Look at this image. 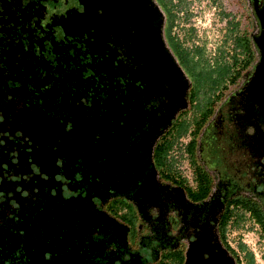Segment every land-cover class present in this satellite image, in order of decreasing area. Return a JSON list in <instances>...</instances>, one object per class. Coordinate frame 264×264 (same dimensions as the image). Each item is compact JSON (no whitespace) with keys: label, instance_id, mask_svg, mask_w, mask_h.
<instances>
[{"label":"flooded vegetation","instance_id":"obj_1","mask_svg":"<svg viewBox=\"0 0 264 264\" xmlns=\"http://www.w3.org/2000/svg\"><path fill=\"white\" fill-rule=\"evenodd\" d=\"M155 2L178 74L145 67L143 45L84 14L80 0H0V264L257 261L244 240H228L220 218L232 197L251 198L264 214V115L243 92L260 56L264 0L205 3L222 29L208 60L219 59L229 21L241 45L231 77L246 29L257 57L215 101L191 96L169 43L192 61L206 47L196 0ZM203 152L224 173L214 185L200 169ZM128 213L138 230L124 222ZM143 228L158 239L151 263L131 246Z\"/></svg>","mask_w":264,"mask_h":264},{"label":"water","instance_id":"obj_2","mask_svg":"<svg viewBox=\"0 0 264 264\" xmlns=\"http://www.w3.org/2000/svg\"><path fill=\"white\" fill-rule=\"evenodd\" d=\"M80 1L84 6V14L99 18L103 20L105 25L111 28L114 27L128 44H132L128 40V37L132 35L131 38L135 42L138 41L140 45H143L144 49L142 51H145L144 57L146 58L145 67L148 66L154 69L160 63L161 68L164 70L172 67L175 73L178 74L179 68L162 39V15L155 0ZM92 2L94 3L92 4ZM255 41L260 50V56L243 92L264 115V20L262 21L261 35ZM162 56H164V61L161 60ZM191 260L190 255H188L185 264H194L190 262ZM205 264L234 263L231 260L221 258Z\"/></svg>","mask_w":264,"mask_h":264},{"label":"trees","instance_id":"obj_3","mask_svg":"<svg viewBox=\"0 0 264 264\" xmlns=\"http://www.w3.org/2000/svg\"><path fill=\"white\" fill-rule=\"evenodd\" d=\"M174 15L175 13L173 12L172 16ZM237 27L238 25L236 22L229 21L227 37L223 40V44L220 45L222 47L220 48L219 59H217L219 64L218 70L215 68V66L213 67L214 64L208 60L209 57H207L208 54H206L207 49L203 44L201 47L198 46L199 48L195 52V55L198 58L196 61H192L194 53L190 52V50L188 51L183 49L177 41H173L171 38H169V43L172 46V49L176 52V54L179 53L181 55L180 58L185 61L186 66H189V68L194 71L196 86L193 87L192 82L191 91V96L194 98H212L214 101L219 99L224 93L229 91L231 86H234V84L238 82L234 81L241 73V70L246 72L256 60L257 57L253 52L254 46L252 41L248 38V30L246 29L243 41V64L242 67L234 73V78L231 77L234 72L231 71V67H233V65H235V61L238 60L237 58L239 57L237 53L238 49L241 48L239 43L240 39L237 37ZM230 50L233 52L230 53ZM199 56H202L205 59L204 65H202L199 61ZM207 65H209V67H206ZM197 78H199V80H197ZM226 83H228V87H226ZM220 85L222 87H217ZM220 90H223V92H220ZM215 105V103L212 104L211 111L206 114L205 118L209 117L213 113ZM197 129L199 131V125L197 126ZM197 129L195 131H197ZM246 217H249L260 228V236H262V239L264 240V214L262 213L260 205L251 198L232 197L226 201L225 209L220 218V224L224 226V229L227 226L238 227L244 224ZM249 264H254L253 254H249Z\"/></svg>","mask_w":264,"mask_h":264},{"label":"rangeland","instance_id":"obj_4","mask_svg":"<svg viewBox=\"0 0 264 264\" xmlns=\"http://www.w3.org/2000/svg\"><path fill=\"white\" fill-rule=\"evenodd\" d=\"M207 2L208 0H196L194 5L197 15L195 23L197 25L198 34L201 37V41L206 43V48L209 51L212 48H214L216 45L220 44L222 29L220 28L221 20H219V16L217 12L214 10L213 7L205 5V3L207 4ZM177 54L180 58L181 55L179 53ZM199 57H200L199 61L201 62L202 65H204L205 64L204 58L202 56ZM211 63L214 64L213 67L215 66V68L218 70L219 68L218 61L216 59H213ZM209 65H207L206 67H209ZM183 66L185 67L186 74L193 82V87H195L196 78H194V71H192V69L189 68V66H186V63L184 61H183ZM197 80H199V78H197ZM162 154L163 153L159 155L161 159L164 156ZM202 160L205 166L203 167L201 166L200 169L204 168L203 172L206 173L207 175L210 173L212 179V185L215 184L214 178L223 179L224 173L223 171H221L220 166L218 165L213 166L211 162L208 161L205 152H203L202 154ZM212 167L215 168V172L212 171ZM207 170L209 171L208 173ZM118 218L120 219V217ZM124 222L132 227V231L136 229L138 230L136 226L141 224V222L137 219L136 215H134L133 213H128V215H126L124 218ZM137 234L139 239H141L144 235L146 236L144 239L140 240V243H136V240L133 243H131L132 249L134 250V252L138 251L140 255L147 258L148 262L151 263L152 257L149 255L148 251L149 249L154 248V246L156 245V241H158V239L155 237L147 236L148 233L145 234L144 228L141 229L140 232ZM166 235L172 237L173 234L171 232L169 233L167 232ZM227 237L228 240L231 241L232 243H235V241L238 240H244V242H246V244L252 247L253 250L255 251V256L257 258L255 264H264V240L262 239V236H260V228L249 217H246L243 225H240L238 227L235 226L229 227L227 231ZM260 256L262 257L261 260H260Z\"/></svg>","mask_w":264,"mask_h":264}]
</instances>
